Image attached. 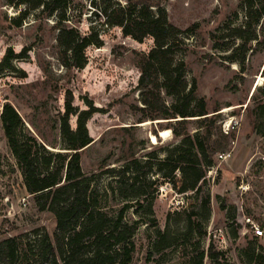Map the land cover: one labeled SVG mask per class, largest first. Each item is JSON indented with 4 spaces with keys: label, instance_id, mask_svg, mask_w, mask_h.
I'll return each mask as SVG.
<instances>
[{
    "label": "rangeland",
    "instance_id": "obj_1",
    "mask_svg": "<svg viewBox=\"0 0 264 264\" xmlns=\"http://www.w3.org/2000/svg\"><path fill=\"white\" fill-rule=\"evenodd\" d=\"M116 1L125 4L123 0ZM93 2L71 0L66 25L82 34L94 29L101 44L86 49L84 68L66 70L58 61L53 18L30 14L16 27L11 19L23 7L15 8L7 0H0V61L8 50L21 55L11 62L13 70L0 73V113L5 103L11 104L23 121L24 131L46 144L58 145L55 150H60L58 113L63 111L64 91L72 92L75 107L85 109L88 100L98 108L99 112L86 124L92 142L80 152V164L84 175L94 178L92 187L102 210L116 215L129 202L123 201V179L107 174L106 169L120 170L131 159L145 160L152 151L163 159L166 150L179 142L172 133L174 121L179 118H141L136 109L141 106L137 65L140 55L152 48V39L138 43L124 37L119 28H106ZM143 2L152 9L157 4L162 6L169 22L182 31L194 26L192 34L183 35L186 45L175 60L184 62L186 79L195 80L197 98L205 101L207 117L215 121L214 138L218 139L221 132L228 142L226 157L219 159V154L215 155L213 166L206 172L204 192L210 207L206 217L198 218L206 233L199 240L200 249L207 250L212 244L224 254V264H247L243 250L250 242L264 254V235L255 237L245 222L250 219L264 232V112L260 108L264 96L259 91L264 88V36L257 50L248 52L241 72L239 65L224 60L227 53L222 50L232 47L233 41L210 37H220L225 23L243 21L240 0ZM165 100L171 102L169 97ZM225 108L231 109L222 112ZM70 125L75 127L74 117ZM162 130L169 131L168 139H160ZM199 130L203 132L205 128L195 121L188 125L190 134ZM151 134L157 139L155 144L151 143ZM142 198L138 199L141 207L125 212L126 221H143L134 237L136 248L131 264H185L190 245L197 238L185 241L179 234L186 231L185 216L198 209L200 197L192 193L180 195L165 181L148 199L153 216L147 213L148 202ZM151 218L156 219V227L150 226ZM36 229L52 236L56 231L54 218L48 212H39L24 190L0 123V242L20 234L32 235ZM156 229L176 234L174 245L155 252L152 245ZM204 262L209 264L206 259Z\"/></svg>",
    "mask_w": 264,
    "mask_h": 264
},
{
    "label": "trees",
    "instance_id": "obj_2",
    "mask_svg": "<svg viewBox=\"0 0 264 264\" xmlns=\"http://www.w3.org/2000/svg\"><path fill=\"white\" fill-rule=\"evenodd\" d=\"M7 1L12 7H23L11 19L16 27L30 14L53 18L58 61L66 70L84 68L86 49L101 44L94 29L82 34L77 28L66 25L71 0ZM123 1V5L116 0H94L92 4L106 28H119L124 37L138 43L152 39V48L138 60L137 90L141 106L136 109L144 120L179 118L172 127L179 142L166 150L163 159L152 151L145 160L131 159L120 170L106 169L107 174L123 179V201L129 202L116 215H109L102 210L98 193L92 187L94 178L84 175L80 164V152L92 142L86 124L99 112L98 108L88 100L85 109L75 107L72 92L65 90L63 111L58 113L60 150H55L58 145L46 144L24 131L16 109L5 103L0 123L22 185L38 211L53 216L56 231L50 236L36 229L32 235L5 238L0 242V264H131L136 248L134 237L143 221H126L125 212L131 207H141L140 197L148 202L165 181L180 195L192 193L195 198L200 197L198 209L185 216L186 231L179 234L185 241L193 236L197 238L190 245L185 264H205V259L209 264H224V254L212 244L207 250L200 249L199 240L206 233L198 218L209 213V196L204 192L206 172L213 166L215 155L227 152V136L219 132L218 139L214 138L215 121L208 119L205 101L197 98L196 82L186 79L184 62L175 60V55L186 45L183 35L192 34L194 26L182 31L169 22L165 9L159 4L152 9L144 0ZM240 8L243 11L240 24L225 23L220 37L215 34L210 37L233 41L232 47L222 50L227 53L224 60L236 63L244 72L248 52L257 50L264 36V0H240ZM20 57L8 50L0 61V73L13 70L11 62ZM259 91L264 96V88ZM165 97L171 98V102L167 103ZM260 108L264 112V103ZM71 117L75 119L74 128L70 125ZM194 121L205 131L190 134L188 125ZM154 174L158 176L149 177ZM131 201H135L134 205ZM146 210L153 216L149 202ZM148 222L152 227L157 226L155 218ZM154 236L155 252L170 248L177 239L176 234L166 229H156ZM243 256L247 264H264V254L256 251L253 242L247 244Z\"/></svg>",
    "mask_w": 264,
    "mask_h": 264
},
{
    "label": "built area",
    "instance_id": "obj_3",
    "mask_svg": "<svg viewBox=\"0 0 264 264\" xmlns=\"http://www.w3.org/2000/svg\"><path fill=\"white\" fill-rule=\"evenodd\" d=\"M226 156H225V154H219L218 155V158L219 159H223V158H225ZM210 170H208V172H209ZM245 222H246V224H250V230H251V232L252 233H254V236L255 237H260V236H263L264 235V232L259 228V227H257V226H255L252 222H251V220L250 219H245Z\"/></svg>",
    "mask_w": 264,
    "mask_h": 264
},
{
    "label": "bare ground",
    "instance_id": "obj_4",
    "mask_svg": "<svg viewBox=\"0 0 264 264\" xmlns=\"http://www.w3.org/2000/svg\"><path fill=\"white\" fill-rule=\"evenodd\" d=\"M231 108H225L222 110V112H226L229 111ZM147 123H143L142 125H146ZM150 140L152 144H155L157 142V139L155 138V136L153 134H151L150 136ZM159 137L160 139L166 140L169 138V131L168 130H162L159 132Z\"/></svg>",
    "mask_w": 264,
    "mask_h": 264
},
{
    "label": "water",
    "instance_id": "obj_5",
    "mask_svg": "<svg viewBox=\"0 0 264 264\" xmlns=\"http://www.w3.org/2000/svg\"><path fill=\"white\" fill-rule=\"evenodd\" d=\"M157 123H159V121H158ZM48 149H49V148H48ZM49 150H51V149H49Z\"/></svg>",
    "mask_w": 264,
    "mask_h": 264
},
{
    "label": "crops",
    "instance_id": "obj_6",
    "mask_svg": "<svg viewBox=\"0 0 264 264\" xmlns=\"http://www.w3.org/2000/svg\"><path fill=\"white\" fill-rule=\"evenodd\" d=\"M21 177V176H20ZM24 188V187H23ZM25 190V189H24Z\"/></svg>",
    "mask_w": 264,
    "mask_h": 264
}]
</instances>
